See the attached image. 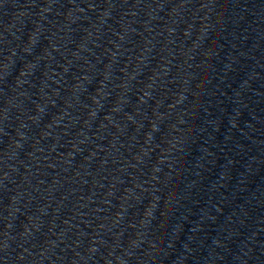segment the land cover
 Returning a JSON list of instances; mask_svg holds the SVG:
<instances>
[{
	"label": "water",
	"instance_id": "95a60500",
	"mask_svg": "<svg viewBox=\"0 0 264 264\" xmlns=\"http://www.w3.org/2000/svg\"><path fill=\"white\" fill-rule=\"evenodd\" d=\"M157 264H264V0H92Z\"/></svg>",
	"mask_w": 264,
	"mask_h": 264
}]
</instances>
